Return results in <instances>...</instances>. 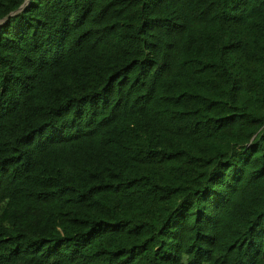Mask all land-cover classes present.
Here are the masks:
<instances>
[{
  "label": "trees",
  "instance_id": "16d2710c",
  "mask_svg": "<svg viewBox=\"0 0 264 264\" xmlns=\"http://www.w3.org/2000/svg\"><path fill=\"white\" fill-rule=\"evenodd\" d=\"M0 264H264V0H0Z\"/></svg>",
  "mask_w": 264,
  "mask_h": 264
}]
</instances>
